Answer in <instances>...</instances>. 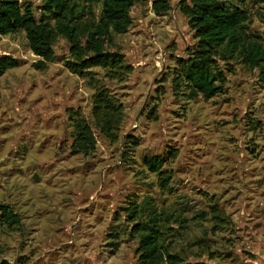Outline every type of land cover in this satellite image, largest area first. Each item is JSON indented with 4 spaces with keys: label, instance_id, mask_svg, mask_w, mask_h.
<instances>
[{
    "label": "rangeland",
    "instance_id": "obj_1",
    "mask_svg": "<svg viewBox=\"0 0 264 264\" xmlns=\"http://www.w3.org/2000/svg\"><path fill=\"white\" fill-rule=\"evenodd\" d=\"M21 1L40 16L42 0ZM153 1L135 3L128 31L114 34L120 72H70L64 37L40 70L24 30L0 36V57L19 61L0 77V202L22 221L0 224V264H139L135 223L148 207L162 219L164 250L183 264H264V68L233 57L213 98L177 94V59L196 38L181 0H168L166 15ZM232 3L245 5L247 32L264 47L261 6ZM99 86L123 105L119 138L96 131V150L73 154L71 117L93 124ZM156 155L172 176L166 188L145 165ZM161 264L173 263L165 254Z\"/></svg>",
    "mask_w": 264,
    "mask_h": 264
},
{
    "label": "trees",
    "instance_id": "obj_2",
    "mask_svg": "<svg viewBox=\"0 0 264 264\" xmlns=\"http://www.w3.org/2000/svg\"><path fill=\"white\" fill-rule=\"evenodd\" d=\"M140 0H42L41 14L36 16L32 4L21 0H0V36L24 30L30 49L39 57L35 67L45 70L54 61V45L58 37L69 44L65 67L72 73L86 77L92 68L101 67L109 72L127 68L124 55L110 50L114 34L128 31L132 24L131 10ZM242 0H181L179 7L188 18L196 42L186 49V56L177 59L172 77L177 94L188 99L202 95L211 99L222 92L225 76L221 65L233 57H241L252 68H264V47L247 32L248 11L233 5ZM263 9L264 0H253ZM245 3V0H243ZM100 6L98 10L97 6ZM171 9L168 0H154L157 15H166ZM19 65L17 58L0 57V77L10 68ZM93 124L80 113L71 117L73 127V154L91 155L97 146L96 131L115 142L124 119L123 105L106 86L96 88L92 96ZM131 140H129L130 142ZM132 142H136L132 140ZM146 167L157 174L159 184L166 188L172 176L163 169L159 156L145 158ZM149 208L148 219L135 223L139 236V264H161L165 254L173 264H183L178 256L164 250L161 217L156 209ZM133 220L141 212L131 207ZM21 217L9 204L0 202V224L20 226ZM201 264V263H200Z\"/></svg>",
    "mask_w": 264,
    "mask_h": 264
}]
</instances>
